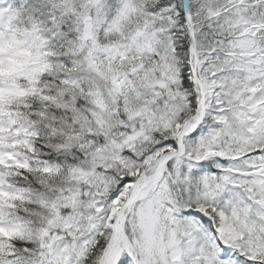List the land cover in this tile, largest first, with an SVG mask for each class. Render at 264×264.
<instances>
[{"label":"snow or ice","instance_id":"1","mask_svg":"<svg viewBox=\"0 0 264 264\" xmlns=\"http://www.w3.org/2000/svg\"><path fill=\"white\" fill-rule=\"evenodd\" d=\"M0 264H264V0H0Z\"/></svg>","mask_w":264,"mask_h":264}]
</instances>
